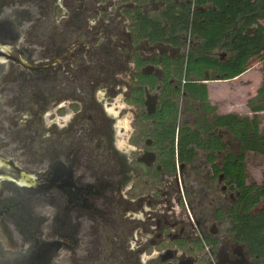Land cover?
<instances>
[{
  "label": "flooded vegetation",
  "instance_id": "flooded-vegetation-1",
  "mask_svg": "<svg viewBox=\"0 0 264 264\" xmlns=\"http://www.w3.org/2000/svg\"><path fill=\"white\" fill-rule=\"evenodd\" d=\"M177 2L181 9L189 3L190 10L188 0ZM149 5L153 15L164 8L161 0L141 5L137 0H0V14L26 8L35 17L18 56L5 60L0 152L35 178H47L49 164H59L72 168L77 187L108 181L99 193L76 195L88 206L68 208L57 233L53 216H60L66 201L60 189L31 193L25 220L36 241L60 242L52 264H264L251 255L248 219L245 241L235 239L238 193L232 157L225 155L229 150L219 131L222 151L209 148L214 140L185 146L178 139L193 120L189 114L180 122L184 108L177 109L174 123H157L165 100L158 62L169 54L161 52L154 62L155 56L142 58L141 49L179 50L136 42L135 11L140 7L150 15ZM137 57L143 60L139 68ZM146 65L154 67L149 75L141 73ZM138 74L154 78V86L138 85ZM137 89L141 107L133 94ZM101 92L102 101L122 92L132 108L131 132L123 145L115 144L106 109L95 99ZM146 92L156 95L151 114L143 105ZM261 203L247 214L260 213ZM17 209L15 188L2 180L0 212ZM0 239L7 249L31 247L26 226L12 215L0 216Z\"/></svg>",
  "mask_w": 264,
  "mask_h": 264
},
{
  "label": "trees",
  "instance_id": "trees-1",
  "mask_svg": "<svg viewBox=\"0 0 264 264\" xmlns=\"http://www.w3.org/2000/svg\"><path fill=\"white\" fill-rule=\"evenodd\" d=\"M146 1L137 0V4ZM161 1L164 8L159 15L150 16L137 7L132 28L137 43L145 41L179 50L176 57H159L165 100L157 123H174L177 101L183 99L193 118L178 137L186 141L185 146L197 140H214L216 144L209 148L222 151L225 146L217 132L224 130L235 138L237 152L225 151L232 157V183L238 193L233 210L235 239L245 241L243 226L248 219L251 255L264 260V209L256 215L247 214L264 203V184L245 182L246 153L264 156V0H193L192 11L189 3L181 9L178 0ZM252 26L256 27L253 33H246ZM188 32L194 47L184 52L183 40ZM217 50L228 56L221 59L214 54ZM142 62L137 57V68ZM137 83L152 88L155 79L138 74ZM133 94L141 107V89ZM190 154L191 150L185 153Z\"/></svg>",
  "mask_w": 264,
  "mask_h": 264
},
{
  "label": "water",
  "instance_id": "water-1",
  "mask_svg": "<svg viewBox=\"0 0 264 264\" xmlns=\"http://www.w3.org/2000/svg\"><path fill=\"white\" fill-rule=\"evenodd\" d=\"M34 13L31 9L10 8L0 14V80L5 78V60H14L20 53L26 33L33 27ZM252 26V30H255ZM152 65L141 68V73L149 75L153 72ZM156 95L147 92L143 105L147 114L155 108ZM2 99L0 94V110ZM7 181L15 188L18 198L16 211L0 212L2 215H12L16 220L26 226L31 247L27 249H6L0 240V264H52L51 256L54 247L60 242L36 241L24 216L23 209L29 195L43 187L57 188L64 192L66 201L60 216H53L56 233L60 225L65 224L68 208L72 206L87 207V200L76 197L82 192L99 193L100 186H105L108 181L86 185L84 188L76 186L71 167L49 164L47 178H35L14 167V161L0 152V182Z\"/></svg>",
  "mask_w": 264,
  "mask_h": 264
},
{
  "label": "rangeland",
  "instance_id": "rangeland-1",
  "mask_svg": "<svg viewBox=\"0 0 264 264\" xmlns=\"http://www.w3.org/2000/svg\"><path fill=\"white\" fill-rule=\"evenodd\" d=\"M152 8H153L152 5L147 6L148 11H153ZM152 13L153 12H151V15L153 16ZM262 24L264 25V22H262ZM250 32L251 30L247 31V33H250ZM185 44L186 43L183 44L184 52L194 47L193 44L190 47L185 46ZM161 52L169 54L170 57H172L174 54L178 55L177 51L173 52L167 46L165 47L153 46L151 48L150 47L142 48L141 57L142 58H152L154 56L156 57V55L160 54ZM216 54L221 56L224 54V52L222 50L216 51ZM155 71L158 72L157 67H155ZM123 89H124V86L121 87V91ZM103 97H104V94H102L101 92V93L96 94L95 99L98 102H101ZM102 105L106 109L107 122H109L112 125L113 140L115 144L118 146L125 144L127 136L129 132H131L130 125L133 121V115H134L132 113V108L125 102L122 92L115 95L114 97H111L109 99H106L105 101H102ZM185 105H186L185 100L179 99L177 101V108L179 109V111H181L183 108L185 109ZM187 118H190L188 112L186 114H181L179 119H180V122H183L187 120ZM261 123H262V126H264V115H263ZM219 134L222 140L226 143L227 149L230 152L236 153L237 152V141L235 140V138H233L230 134H228L224 130H220ZM245 160H246L245 168H246V172L248 175L247 182L255 184V185L264 184V156H258V155H253L251 153H246ZM262 204L263 203H261V205ZM261 205L257 209H259Z\"/></svg>",
  "mask_w": 264,
  "mask_h": 264
},
{
  "label": "crops",
  "instance_id": "crops-1",
  "mask_svg": "<svg viewBox=\"0 0 264 264\" xmlns=\"http://www.w3.org/2000/svg\"><path fill=\"white\" fill-rule=\"evenodd\" d=\"M151 12V11H150ZM150 15H151V13H150ZM152 16V15H151ZM254 31V30H253ZM188 35H189V38L191 39V36H190V34H189V32L187 33ZM187 34L185 35V37H184V43H185V40H186V36H187ZM191 41H192V39H191ZM190 44H191V42H190ZM189 44V45H190ZM189 45L187 46L186 44H185V46H187V47H189ZM217 51H221V50H217ZM223 51V50H222ZM224 52V54L223 55H221V57L223 56V57H226V56H228V54L225 52V51H223ZM214 53H216V51H214ZM223 57L221 58V59H223Z\"/></svg>",
  "mask_w": 264,
  "mask_h": 264
},
{
  "label": "built area",
  "instance_id": "built-area-1",
  "mask_svg": "<svg viewBox=\"0 0 264 264\" xmlns=\"http://www.w3.org/2000/svg\"><path fill=\"white\" fill-rule=\"evenodd\" d=\"M193 8H194V3H193V0H191L190 11H192ZM185 43H186L187 46L190 44V38H189V35H188V34H187V36H186Z\"/></svg>",
  "mask_w": 264,
  "mask_h": 264
}]
</instances>
